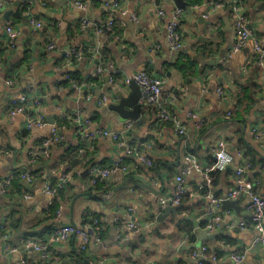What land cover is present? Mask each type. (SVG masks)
I'll return each instance as SVG.
<instances>
[{
    "label": "crops",
    "instance_id": "crops-1",
    "mask_svg": "<svg viewBox=\"0 0 264 264\" xmlns=\"http://www.w3.org/2000/svg\"><path fill=\"white\" fill-rule=\"evenodd\" d=\"M78 1L89 5L87 12L65 0H0L4 5L0 11V225L6 226L11 245L19 249L28 239L46 240L52 255L61 257L52 264H101V259L103 264H200L191 256V249L204 244L218 254L220 264H227L238 248L247 251L241 264H264V244L253 246L257 233L246 211L248 196L233 200L235 207L220 205L221 213L249 222L247 231L208 234L196 230L205 225L208 194L225 202L237 187L236 171L246 161L251 166L245 169V178L264 196V66L255 60L252 42L232 54L237 38L229 15V5L239 4L264 49V0H185L179 29L183 48L178 53L170 51L167 43V25L177 10L173 0ZM218 1L224 6L214 9L211 4ZM116 2L118 6L112 8ZM25 4H30L28 13ZM159 9L164 15L157 14ZM8 12L13 14L6 18ZM32 16L42 28L29 23ZM82 18L97 24L102 32L83 29ZM111 20L114 28L109 30L106 25ZM7 24L19 33L15 50L5 43ZM102 64L103 72L94 76L97 65ZM145 70L164 81V96H178L172 112L186 127L185 135H178L171 123L159 125L155 108L141 105L143 124L128 121H134L132 140L144 143L151 166L126 155L106 137L99 136L84 148L73 115L79 114L87 122V133L122 132L127 121L121 122L109 107L131 96L132 89L124 86V80ZM115 72L116 82L109 84ZM67 76L89 85L77 91ZM219 88L224 90L223 97L218 95ZM23 94L29 106L39 99L36 112L48 122L52 119L59 125L67 120L66 127L60 125L64 142L52 147L49 158L34 163L31 155L50 138L51 129H27L30 109L11 119L10 101ZM188 113L205 118V127L197 130ZM142 127L147 132L142 133ZM253 128L261 132L260 137L251 132ZM149 133L154 136L148 137ZM221 140L228 143L233 163L213 174L209 191L200 192L204 182L200 173L185 177V184L197 197H184L180 206L159 220L165 209L158 198L174 193L175 178L188 165L186 156L194 155L202 166H210ZM116 163L134 171H120L102 183H91L94 167L109 168ZM22 172L33 174V184L14 178L5 189L2 183ZM65 179V192L55 198L59 211L49 219L51 198L44 192V183L57 185ZM94 220L102 227V242L92 241L86 251L80 250L77 235L68 241H53L57 228L75 225L87 229ZM130 221L148 227L130 231ZM120 235L124 240H119ZM23 256L9 253L0 238V264H21ZM25 257L40 260L33 251Z\"/></svg>",
    "mask_w": 264,
    "mask_h": 264
},
{
    "label": "built area",
    "instance_id": "built-area-1",
    "mask_svg": "<svg viewBox=\"0 0 264 264\" xmlns=\"http://www.w3.org/2000/svg\"><path fill=\"white\" fill-rule=\"evenodd\" d=\"M73 6L78 10L83 11L84 13L88 11L89 5L83 3L81 1H72ZM107 8H116L118 6V2L113 3L114 7ZM214 9L221 8L224 6V2L218 1L211 4ZM4 5L0 3V11H2ZM26 12L28 13L30 10V4H25ZM174 12L173 18L167 25V43L170 48V51L173 53H178L183 48L182 36L179 32L180 29V20L183 15V9H178ZM157 14L159 16L164 15V10L159 9ZM229 15L232 19L234 30L236 34V41L232 47V54L237 53L242 50L245 46L248 45L249 42L253 43V49L255 53V60L258 61L259 65L264 66V49L262 47L261 42L255 38V35L250 28L249 20L240 5L235 3H231L229 5ZM205 19L209 17V15H203ZM29 23H31L35 28H42L43 24L41 22H37L38 20L32 17L28 19ZM81 27L83 29H87L93 27L97 33H101L102 30L98 27L97 24H93L88 19L81 20ZM106 27L109 30L114 28L113 20L109 21ZM19 37L18 31L14 28L12 24H7L5 27V43L10 50H15L16 41ZM52 48V47H50ZM103 64L97 65L94 76H100L103 72ZM112 72V71H110ZM117 72L110 75L108 80L109 84H114L116 82ZM69 82L72 83V86L75 90L81 91L83 87H88V82H82L77 84L74 80H72L71 76L66 77ZM134 81L140 88L141 97H140V105L151 106L154 107L157 112V123L159 125L165 123H171L174 125L176 132L178 135H185L187 132L186 127L181 122L180 118L172 112V106L175 105L178 101V96H175L171 93H168L166 96L163 94V85L164 81L161 78L152 77L148 71H141L136 73L130 78H126L124 80V86H130L131 82ZM186 90V88H185ZM218 95L220 97L224 96V90L219 88L217 90ZM28 97L26 94L20 95L17 98H13L10 101V111L9 115L11 119H14L18 115H25L27 109H30L27 114L26 126L27 129L33 128H44L49 126L51 129V136L48 140L43 142V145L39 151L33 152L31 155V163L36 162L39 158H49L51 155V149L53 146L64 142V135L60 129V127L56 124L50 125L44 115L36 110L40 106L39 99L33 100L31 105H28ZM103 102L107 101L106 97L102 98ZM29 107V108H28ZM229 114V113H228ZM189 117H192L196 121V129L202 130L207 120L199 116L198 113H188ZM64 118H70L65 116ZM73 120L76 122L78 126V135L80 137V142L85 148L89 142L95 141L97 137H106L115 141L120 148L123 149L126 155L132 156L137 159L140 163L151 166V159L147 156V153L143 151L145 147L144 143L137 142L132 140V132L133 127L135 125L134 121H127L125 123L124 130L120 133H112L110 131H97L95 133H87L88 127L87 122L83 121L79 114L73 115ZM257 137L261 136V132L257 128H253L251 131ZM229 145L225 140H221L217 143V147L215 148L214 153V163L210 166H202L198 159L194 155H188L185 158V161L188 165L183 169L180 176L175 178V190L172 195L161 196L158 198V203L161 208L166 209L167 207H178L182 203V199L184 197L196 198L197 195L193 192L188 185L185 184L184 178L190 176L192 173H200L204 182L203 185L200 186V192L209 191L213 185V174L216 172L224 171L233 163V155L228 150ZM251 164L246 161L243 166L238 168L236 171L237 176V187L230 191L225 201H233L240 196H248L250 201L247 204L246 211L249 216L250 224H252L253 230L257 233V237L253 242V246L264 244V196L260 195L255 191L254 185L250 183L245 178V169L249 168ZM125 172L131 174L134 170L131 169L130 166L122 165L116 163L112 167L109 168H100L94 167L91 170V183L93 185H97L99 182L107 180L109 177L114 175L117 172ZM21 178L27 181L28 184H33V179L30 173H18V175H11L6 181H4L5 189H8L12 185L14 178ZM55 185H51L48 182L44 183V192L51 198L50 205H52L54 199L57 195V187ZM57 186L63 188L66 185V179L61 183L57 184ZM208 199L210 200V206L208 208L207 217L205 220V225L196 228V230H204V232L211 234L216 233L218 231H227V232H244L247 231L249 222L244 220H235L229 212L221 213L220 205L224 202L223 199L213 198L208 194ZM49 205V206H50ZM129 217L131 215L129 214ZM130 231H140L144 227H148V225H141V223H134L130 221L127 225ZM101 226L98 221H93V226L87 229H77L72 225H64L59 227L54 232L53 241H68L71 236L77 235L81 239L80 250L86 251L92 241L96 243H101ZM0 238L5 243V247L9 253H17L20 252L24 254L21 264H29L28 257H25L26 254L31 251L38 254V257L42 261H60L61 257L53 256L50 250V243L43 241H37L34 239L26 240L21 248H17L11 245V240L9 236V232L6 229V226L0 225ZM94 238V239H93ZM124 235L119 236V240H124ZM210 247L207 244H204L202 247L193 246L191 249V256L194 259L199 260L204 264L208 262L209 264H220V259L217 253H212L210 251ZM247 251L242 249H237L233 254L229 257V262L227 264H241L245 261ZM104 263V260L101 259V264Z\"/></svg>",
    "mask_w": 264,
    "mask_h": 264
},
{
    "label": "water",
    "instance_id": "water-1",
    "mask_svg": "<svg viewBox=\"0 0 264 264\" xmlns=\"http://www.w3.org/2000/svg\"><path fill=\"white\" fill-rule=\"evenodd\" d=\"M173 1L175 2V5L178 9H183L187 6V3L185 2V0H173ZM17 6L20 7V2L17 3ZM11 14H13V13L8 12L6 14V18H9V16ZM128 25L130 27H132V24L130 22H128ZM130 87L132 89L131 96L128 98L119 99L120 101L118 102V104H111L109 108L119 115L121 122H126L129 119H132L135 121L139 120V124L142 125L143 122L140 120L142 108H141V105L139 103V100L141 97V91H140L139 86L134 81L131 82ZM127 108H129L130 111L127 110ZM53 123H54L53 120L50 119L49 124L52 125ZM141 131H142V133L147 132V127H142ZM149 136H154V134L149 133L148 137ZM142 137H144V136L142 135ZM76 162H78L77 159L73 161L72 165H75ZM86 172L88 173L89 171H86ZM111 180H112V178H110L109 181H111ZM223 205H224V207H231V206L235 207V203L232 201H225V202H223ZM171 211H174V208L173 207H167L165 209V214L161 215L162 217H160L159 220L167 217V214H169ZM75 228H77V227L75 226ZM128 245L130 247H133V244H131V243H128Z\"/></svg>",
    "mask_w": 264,
    "mask_h": 264
},
{
    "label": "trees",
    "instance_id": "trees-1",
    "mask_svg": "<svg viewBox=\"0 0 264 264\" xmlns=\"http://www.w3.org/2000/svg\"><path fill=\"white\" fill-rule=\"evenodd\" d=\"M202 4V3H201ZM235 4H237V3H235ZM199 5H200V3H199ZM237 5H239V4H237ZM24 10L26 11V7L24 8ZM180 70H182V67L180 68ZM75 80V82L77 83V84H80L81 83V81H79L78 80V78H75L74 79ZM81 80V79H80ZM73 119V118H72ZM67 120H61L60 121V124L58 125L59 127H62V126H60L61 125V123H62V125L63 126H65V122H66ZM66 127V126H65ZM38 161V160H37ZM22 173H29V172H22ZM31 174V177H32V179H33V182L36 180V178L33 176V174L32 173H30ZM16 179H20L19 177H17ZM15 179V180H16ZM14 179H13V182L15 181ZM12 182V183H13ZM54 187H57V194L59 195L60 193H64L65 192V190H66V187L67 186H65V187H63V188H61V187H59V186H57V185H55ZM59 208H60V206L58 205V203L56 202V199L53 201V203H52V205H50L49 206V208H48V211H49V215H48V217H49V219H53L54 217H55V214H57V212L59 211ZM188 225V224H187ZM35 231H32V232H29V233H27L26 234V237H28L29 235H31L32 233H34ZM102 228H101V236H102ZM190 240L192 241V237H190ZM193 242V241H192ZM52 262L53 261H48V262H46V261H42V260H37V259H35L34 260V258H32V259H30L29 260V264H52ZM82 264H84V263H82Z\"/></svg>",
    "mask_w": 264,
    "mask_h": 264
}]
</instances>
